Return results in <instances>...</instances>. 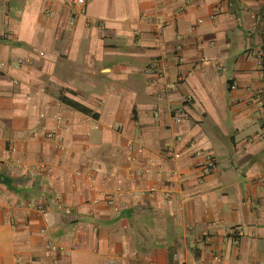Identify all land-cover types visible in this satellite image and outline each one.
<instances>
[{
    "label": "crops",
    "instance_id": "crops-1",
    "mask_svg": "<svg viewBox=\"0 0 264 264\" xmlns=\"http://www.w3.org/2000/svg\"><path fill=\"white\" fill-rule=\"evenodd\" d=\"M259 16L264 0H86L73 19L0 0V264H264Z\"/></svg>",
    "mask_w": 264,
    "mask_h": 264
},
{
    "label": "built area",
    "instance_id": "built-area-1",
    "mask_svg": "<svg viewBox=\"0 0 264 264\" xmlns=\"http://www.w3.org/2000/svg\"><path fill=\"white\" fill-rule=\"evenodd\" d=\"M66 3H67V5L70 8V11H71V14H72V19H73L75 14L81 13L83 11V9H84V7L86 5V0H66ZM257 21L259 22L260 31L264 34V18H261L259 16ZM156 27H157L158 30L162 29V27H163L162 20H158L157 21ZM258 58H259L258 64L259 65H263L264 64V53L263 52H259L258 53ZM156 67H157V64L154 63V64H152V66L150 68H147L145 70V72L146 73H151L152 71H155ZM182 119H183V117L181 115V112H178L173 118L174 122H177V123L182 121ZM45 138L51 140V139H57L58 136H57V134L55 132L51 131V132H47L45 134ZM128 149L129 150H133L136 153H141V151H142V149L140 147L133 146L132 144L128 145ZM173 157L177 158L178 154H175ZM4 166H6V163H4L2 160H0V171L2 170V168ZM198 167L202 169V173H203L204 176H208L215 169L216 162H215L213 157L207 156V158L204 160V162L198 164ZM154 191H155L154 189H151L150 192L153 193ZM115 200L116 199H115L114 196H110V197H108L106 199V203L109 206H113V204L115 203ZM93 202L96 203V200H94ZM28 207L31 208L33 211H35L38 215H40L42 217H46L48 215V211L45 208H43L42 206H37V205L32 203V204H28ZM63 209L67 210L68 208L67 207H63ZM7 222L10 225H14V215H13V213L10 212L8 214ZM237 235L240 236L241 233L238 232ZM50 246H52V248H53L52 244H50Z\"/></svg>",
    "mask_w": 264,
    "mask_h": 264
}]
</instances>
